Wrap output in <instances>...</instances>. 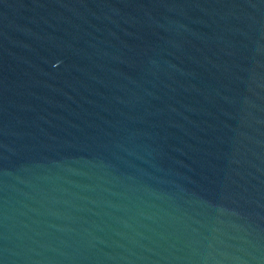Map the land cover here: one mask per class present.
Returning a JSON list of instances; mask_svg holds the SVG:
<instances>
[{
    "label": "water",
    "instance_id": "water-1",
    "mask_svg": "<svg viewBox=\"0 0 264 264\" xmlns=\"http://www.w3.org/2000/svg\"><path fill=\"white\" fill-rule=\"evenodd\" d=\"M0 264H264V0H0Z\"/></svg>",
    "mask_w": 264,
    "mask_h": 264
}]
</instances>
